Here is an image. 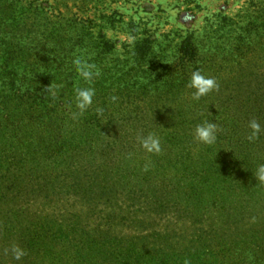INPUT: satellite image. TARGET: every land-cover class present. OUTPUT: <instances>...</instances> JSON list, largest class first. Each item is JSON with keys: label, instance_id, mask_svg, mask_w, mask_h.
Masks as SVG:
<instances>
[{"label": "rangeland", "instance_id": "1", "mask_svg": "<svg viewBox=\"0 0 264 264\" xmlns=\"http://www.w3.org/2000/svg\"><path fill=\"white\" fill-rule=\"evenodd\" d=\"M114 10L103 28L113 52L83 112L93 130L74 174L82 195H66L71 168L50 155L31 161L23 190H1L26 192L18 210L76 214L102 253L93 264H264V0H111ZM194 71L217 84L199 99ZM206 121L213 144L195 138ZM150 134L159 152L143 148Z\"/></svg>", "mask_w": 264, "mask_h": 264}, {"label": "trees", "instance_id": "2", "mask_svg": "<svg viewBox=\"0 0 264 264\" xmlns=\"http://www.w3.org/2000/svg\"><path fill=\"white\" fill-rule=\"evenodd\" d=\"M110 1L0 0V163L12 166H5L9 178L0 181V203L8 204L6 212L0 209V264H93L98 259L95 242L76 214L18 210L26 192L17 197L12 188L23 190L19 177L31 170V161L42 167L50 155L49 164L59 159L71 168L66 195H82L74 174L90 152L93 129L89 114L73 118L79 113L76 89L100 83L107 71L104 52L114 47L103 28L119 14L107 12ZM89 11L92 17H85ZM184 50L187 54L188 46ZM77 59L94 65L91 80L79 75ZM69 150L72 156L64 160ZM53 175L54 169L42 171L40 178L46 183ZM13 245L26 253L19 261L10 252Z\"/></svg>", "mask_w": 264, "mask_h": 264}, {"label": "clouds", "instance_id": "3", "mask_svg": "<svg viewBox=\"0 0 264 264\" xmlns=\"http://www.w3.org/2000/svg\"><path fill=\"white\" fill-rule=\"evenodd\" d=\"M73 64L76 66L77 72L81 77H83L85 80L92 79L94 75L92 71L94 65L82 62L80 59L74 60ZM95 75H99V73L96 72ZM189 87L196 89L194 98L199 99V97L206 95L216 88L217 84L213 78L205 77L199 71H194L191 75ZM94 95L95 90L91 87L76 89V107L79 109V113H73L74 119L77 115L83 114V112L92 104ZM112 99L114 101L116 97H112ZM102 111V109H97L98 113H102ZM250 127L253 130L250 139H253L259 133L260 125L253 121L250 123ZM216 131L217 126L214 123H209L206 121L203 124L196 126L195 138L204 144H213L216 141ZM142 146L150 153L160 151V141L152 134L143 139ZM255 178L261 182H264V164L258 167ZM10 252L13 258L17 261L21 260L26 254L22 248L16 245H13L10 248Z\"/></svg>", "mask_w": 264, "mask_h": 264}]
</instances>
